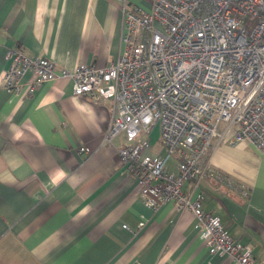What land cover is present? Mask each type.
<instances>
[{"label":"crops","instance_id":"1","mask_svg":"<svg viewBox=\"0 0 264 264\" xmlns=\"http://www.w3.org/2000/svg\"><path fill=\"white\" fill-rule=\"evenodd\" d=\"M128 4L152 8V0ZM10 46L69 69L109 65L122 49L120 2L0 0V78ZM111 116L110 101L74 94L66 77L29 95L0 91V264H233L207 247L191 211L172 202L156 211L144 205L139 180L121 165L124 135L104 138ZM154 131L147 153L158 156L165 145ZM208 158L247 184L250 197L211 178L185 181L184 189L201 193L203 207L220 213L264 264V150L216 136Z\"/></svg>","mask_w":264,"mask_h":264},{"label":"built area","instance_id":"2","mask_svg":"<svg viewBox=\"0 0 264 264\" xmlns=\"http://www.w3.org/2000/svg\"><path fill=\"white\" fill-rule=\"evenodd\" d=\"M117 1L122 10L117 60L69 69L10 46L0 91L29 95L66 77L74 94L110 101L104 138L111 142L124 135L121 165L139 180L144 205L156 211L172 202L191 211L212 252L228 254L233 264H258L252 246L225 228L220 213L203 207L201 193L193 197L183 186L211 178L245 198L251 195L247 184L219 171L208 155L216 136L232 144L248 139L264 150V0H152L150 10ZM158 125L165 150L153 156L147 150Z\"/></svg>","mask_w":264,"mask_h":264},{"label":"rangeland","instance_id":"3","mask_svg":"<svg viewBox=\"0 0 264 264\" xmlns=\"http://www.w3.org/2000/svg\"><path fill=\"white\" fill-rule=\"evenodd\" d=\"M157 133L160 134V131H159V125L157 126L156 130L154 131V134L156 135ZM157 136V135H156ZM173 159V158H172Z\"/></svg>","mask_w":264,"mask_h":264}]
</instances>
